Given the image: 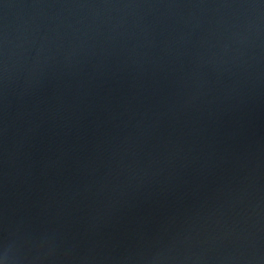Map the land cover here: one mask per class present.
<instances>
[{
	"label": "water",
	"instance_id": "1",
	"mask_svg": "<svg viewBox=\"0 0 264 264\" xmlns=\"http://www.w3.org/2000/svg\"><path fill=\"white\" fill-rule=\"evenodd\" d=\"M0 264H264V0H0Z\"/></svg>",
	"mask_w": 264,
	"mask_h": 264
}]
</instances>
